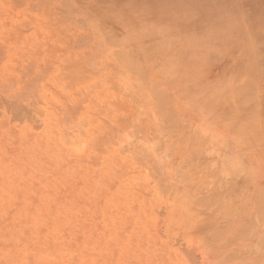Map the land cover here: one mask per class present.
<instances>
[{
  "label": "rangeland",
  "instance_id": "1",
  "mask_svg": "<svg viewBox=\"0 0 264 264\" xmlns=\"http://www.w3.org/2000/svg\"><path fill=\"white\" fill-rule=\"evenodd\" d=\"M263 55L264 0H0V264H264Z\"/></svg>",
  "mask_w": 264,
  "mask_h": 264
},
{
  "label": "bare ground",
  "instance_id": "2",
  "mask_svg": "<svg viewBox=\"0 0 264 264\" xmlns=\"http://www.w3.org/2000/svg\"><path fill=\"white\" fill-rule=\"evenodd\" d=\"M239 2V1H238ZM248 27V26H247ZM248 30V29H247ZM250 30V29H249ZM250 32V31H249ZM249 35H251V33L249 34ZM264 56V55H263ZM255 69H257L256 67H255ZM256 71V70H255ZM254 73V72H253ZM256 73V72H255ZM258 74V73H257ZM255 75V74H254ZM254 77H260V76H254ZM248 78V77H247ZM256 78H254V79H256ZM257 78V79H258ZM246 83H247V81H246ZM250 84V83H249ZM248 85V84H247ZM245 88V87H244ZM246 91V90H245ZM252 93H253V91H252ZM238 96H239V93L237 94ZM251 96H254L253 94L251 95ZM251 96H249V97H251ZM258 96V95H257ZM263 96V95H262ZM244 97H245V95H244ZM249 97H248V100H249ZM255 97V96H254ZM254 97H252V98H254ZM259 97V96H258ZM252 98H251V100H252ZM263 99H264V97H262ZM262 98H260V99H262ZM256 99V98H255ZM254 99V100H255ZM242 101V100H241ZM243 101H244V98H243ZM261 101V100H260ZM242 103V102H241ZM258 103V102H257ZM258 105V104H257ZM259 106V105H258ZM261 106V105H260ZM257 107V106H256ZM262 109V108H261ZM262 111V110H261ZM260 114V113H259ZM261 116V115H260ZM261 201V200H260ZM262 205V204H261ZM217 206V205H216ZM258 207V206H257ZM222 208V207H221ZM229 208V207H228ZM230 210V209H229ZM237 210V209H236ZM190 211V210H189ZM217 211V210H216ZM224 211H227V207H226V210H224ZM231 211V210H230ZM233 211H234V209H233ZM191 212V211H190ZM189 212V213H190ZM220 212H222V213H224L223 211H220ZM229 212V211H228ZM193 213V212H192ZM191 213V214H192ZM227 213V212H226ZM230 213V212H229ZM186 214H187V212H186ZM236 214V213H235ZM188 215V214H187ZM194 215V214H193ZM237 215V214H236ZM188 216H190V215H188ZM215 217V218H214ZM213 217V219H214V222H213V220H211L210 222H209V224H206L209 228H203V229H201V231H202V233H203V236H204V240H205V243H207V247H209L210 248V250H212V251H219V253L221 254V257H222V264H233V261L235 262H237V260H238V258L239 257H242L243 255H245V254H248V259H249V253L247 252V250H245L246 251V253H244V252H242L241 251V248L242 247H245L244 246V244L246 243V242H248L249 241V236H248V228L246 229L242 224L239 226V225H235V224H233V225H231L232 223H234L233 221H235L234 219H228V218H225L224 216L222 217V215H219L218 213H217V216H216V214H215V216ZM185 218H188V217H186V215H185ZM195 219V216L193 217H191L190 219L192 220V219ZM172 220V219H171ZM190 220V221H191ZM231 220H233V221H231ZM167 221V220H166ZM238 221V220H237ZM172 222V221H171ZM232 222V223H231ZM239 222V221H238ZM236 223V222H235ZM191 224H194V223H191ZM195 224H198V223H196L195 222ZM213 224V225H212ZM238 224V223H237ZM205 225V226H206ZM195 226V225H194ZM199 226H201V225H199L198 224V226H195V228H199ZM204 226V227H205ZM237 227L236 228V230L234 229V227ZM192 227V226H191ZM200 229V228H199ZM233 229H234V231L235 232H233ZM235 233V234H234ZM262 233H264V232H262ZM234 234V235H233ZM250 234H251V232H250ZM251 235H255V234H251ZM260 235V234H259ZM262 235V234H261ZM255 239H253V238H251V241H249V245H250V247H251V244H254V243H259V241H260V238L259 239H256V238H258V237H254ZM204 240H202V241H204ZM202 244H203V242H202ZM256 244H254V245H256ZM261 244H263V243H261ZM253 246V245H252ZM246 248H248V246L246 247ZM244 249V248H243ZM207 251H208V249H206ZM250 250H251V248L248 250L249 252H250ZM253 252V251H252ZM210 253V252H209ZM256 254V253H255ZM211 255V254H210ZM214 256V255H213ZM215 257H217V255L215 256ZM215 257H214V259H215ZM220 257V256H219ZM219 257H217L218 259H219ZM250 257H253V256H250ZM257 257V256H256ZM255 257V258H256ZM217 258H216V260H217ZM246 258V257H245ZM240 259H243V257L242 258H240ZM239 259V260H240ZM257 259V258H256ZM215 260V261H216ZM246 260V259H245ZM249 260H251V259H249ZM242 261V260H241ZM244 261V260H243ZM247 261V260H246ZM235 262V263H236ZM250 262V261H249ZM252 262V261H251ZM258 262L259 261H256V262H254V263H251V264H258ZM259 263H261V262H259ZM218 264H219V262H218Z\"/></svg>",
  "mask_w": 264,
  "mask_h": 264
}]
</instances>
